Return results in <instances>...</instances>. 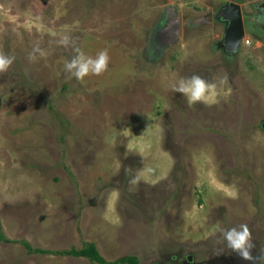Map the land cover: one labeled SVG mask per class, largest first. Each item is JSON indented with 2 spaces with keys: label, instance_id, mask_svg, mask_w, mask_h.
I'll return each instance as SVG.
<instances>
[{
  "label": "rangeland",
  "instance_id": "1",
  "mask_svg": "<svg viewBox=\"0 0 264 264\" xmlns=\"http://www.w3.org/2000/svg\"><path fill=\"white\" fill-rule=\"evenodd\" d=\"M224 1L0 0V52L15 57L0 74V264H99L58 254L88 242L111 262L264 264V43L246 33L230 61L222 27L153 42L166 5L185 17ZM64 35L107 49L108 70L71 77ZM193 75L227 76L216 102L174 90ZM241 224L253 260L223 238Z\"/></svg>",
  "mask_w": 264,
  "mask_h": 264
},
{
  "label": "clouds",
  "instance_id": "2",
  "mask_svg": "<svg viewBox=\"0 0 264 264\" xmlns=\"http://www.w3.org/2000/svg\"><path fill=\"white\" fill-rule=\"evenodd\" d=\"M247 38H243L244 44ZM59 43L65 48L70 45L76 55L68 62L65 63V72L70 74L76 80L82 81L89 75H102L108 70L110 57L107 49L101 50L95 57L86 55L79 47H75V40L68 35H64L60 38ZM36 53L42 57L46 53L36 48L33 53L29 55V59L33 62L37 59ZM15 61V57L12 55H6L0 52V74L7 73L8 69ZM227 82V76L217 80L216 82H209L205 78L199 75H193L190 78H184L174 86V90L185 97H187L188 103L194 104L202 102L205 104H211L216 102V98L222 94V86ZM235 197V193H233ZM224 240L227 247L235 252L240 258L244 260H253L252 249L255 245L252 242V234L246 224H241L239 228H230L226 231H222Z\"/></svg>",
  "mask_w": 264,
  "mask_h": 264
},
{
  "label": "flooded vegetation",
  "instance_id": "3",
  "mask_svg": "<svg viewBox=\"0 0 264 264\" xmlns=\"http://www.w3.org/2000/svg\"><path fill=\"white\" fill-rule=\"evenodd\" d=\"M231 3H236L240 5V10L243 17L245 35L246 33H249L250 36H252L253 41L257 39V41L264 43V0H226L223 3H221L219 6L207 5L205 12L202 14H196V15L190 14V15H186L185 17L182 14V18H183L182 30L185 31H191L197 28L207 29V27L213 29L214 26L222 27L223 33L220 39L217 40L215 48L218 49L221 48L224 53V58L230 61L234 60V58L237 57L239 52H241V50H243L244 48L243 47L244 43L242 41L239 43V46L236 48L232 46L233 42L229 44L225 42V33L226 30L228 29L229 22L223 17H220V11ZM247 8H251V12ZM165 9L161 14V18H160L161 20H163L166 16ZM159 24L160 22L158 23V26L156 25V29L159 27ZM153 42L156 47L160 48V50H158L157 53L164 51L163 50L164 46H162L163 39H158L157 36L154 34ZM250 43L251 40L249 39V43L246 44H250Z\"/></svg>",
  "mask_w": 264,
  "mask_h": 264
},
{
  "label": "water",
  "instance_id": "4",
  "mask_svg": "<svg viewBox=\"0 0 264 264\" xmlns=\"http://www.w3.org/2000/svg\"><path fill=\"white\" fill-rule=\"evenodd\" d=\"M231 9V10H230ZM230 10V12H229ZM166 16L160 21L157 28V38L163 39L162 46L176 43L182 34L183 18L180 6L170 3L165 9ZM220 17L228 20L229 26L225 33V42H233V47L239 46V43L245 37L243 17L240 5L231 3L220 11Z\"/></svg>",
  "mask_w": 264,
  "mask_h": 264
},
{
  "label": "trees",
  "instance_id": "5",
  "mask_svg": "<svg viewBox=\"0 0 264 264\" xmlns=\"http://www.w3.org/2000/svg\"><path fill=\"white\" fill-rule=\"evenodd\" d=\"M2 238V234L0 235ZM24 244L28 247L29 251L35 252H47L44 249L40 248H32L30 244L25 241ZM60 255H74V256H83L90 259L93 262H97L99 264H119V263H127V264H139V258L137 255H128L123 258H119L114 262L108 261L99 251L97 245L94 242H88L83 245L81 248L72 247L68 250L59 251Z\"/></svg>",
  "mask_w": 264,
  "mask_h": 264
},
{
  "label": "built area",
  "instance_id": "6",
  "mask_svg": "<svg viewBox=\"0 0 264 264\" xmlns=\"http://www.w3.org/2000/svg\"><path fill=\"white\" fill-rule=\"evenodd\" d=\"M246 42H249V41L246 39Z\"/></svg>",
  "mask_w": 264,
  "mask_h": 264
}]
</instances>
